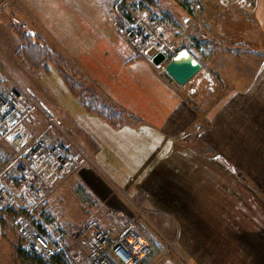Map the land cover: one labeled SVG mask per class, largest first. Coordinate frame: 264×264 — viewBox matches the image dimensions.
Listing matches in <instances>:
<instances>
[{
    "label": "rangeland",
    "instance_id": "rangeland-1",
    "mask_svg": "<svg viewBox=\"0 0 264 264\" xmlns=\"http://www.w3.org/2000/svg\"><path fill=\"white\" fill-rule=\"evenodd\" d=\"M95 2L106 11L109 26L118 33L121 41L117 51L112 48L102 49V59L109 73L113 74L114 68L118 72L143 60L152 66L155 73L172 81L169 80L165 66L181 50H187L201 63V71L185 86H180L188 104L197 114L192 128L187 136H183L182 141L204 148L207 155H216L214 146L203 139L204 132H212L213 129L210 119L213 107L224 103L230 95L234 99L245 100L247 81H253V75L264 64V46L261 44V47L255 48L245 43L246 21L251 19L254 8L243 9L233 0L226 3L223 0ZM22 3V0H0V87L5 93L23 91L36 104L37 110L30 123L32 133L35 136L43 133L49 126L47 116L50 115L55 123V129L50 131L52 138L57 143L71 140L79 148L70 135L75 130L72 121L79 105L113 128L142 124L132 112L113 103L88 74L84 65L58 48L44 34L43 27L36 19L21 15L19 8ZM140 18L147 29L157 35V41L154 39L152 43H157L166 56L160 66L152 63L145 52L138 51L126 36L128 23ZM259 33L264 38V33ZM34 57L38 58L34 60ZM69 80L76 87L75 92ZM89 107L112 108L118 112L115 111L114 116L121 115V119L116 124L109 122ZM231 123L233 132L237 134L246 135L247 129L248 132L256 129L252 119L246 123L245 118L244 121H235L233 118L229 125ZM18 155L12 145L1 144L0 172ZM88 160L90 163L85 166L91 169L77 170L54 186L42 200L27 197L20 181L7 175V182L24 198L31 210L0 211V264H32L23 256L22 251L36 253L31 249L28 239V234L34 229H47L54 239L60 240L69 252L73 262L68 260L70 264H87V253L78 238L81 227L91 220L100 221L115 230L136 223L140 234L153 249L146 264H152L162 257L170 256L174 259L177 256L175 239L177 234L180 235L179 226L166 222L167 218L157 212L153 214L155 217H149L146 209L144 212L139 207V202L125 192L109 171H104L89 157ZM233 169L240 178L254 185L260 192L258 182L255 183L241 167L234 166ZM237 259L233 251V264L239 263Z\"/></svg>",
    "mask_w": 264,
    "mask_h": 264
},
{
    "label": "crops",
    "instance_id": "crops-1",
    "mask_svg": "<svg viewBox=\"0 0 264 264\" xmlns=\"http://www.w3.org/2000/svg\"><path fill=\"white\" fill-rule=\"evenodd\" d=\"M22 2L21 15L36 19L58 48L84 65L113 103L142 123L113 128L79 105L70 135L149 217L157 212L179 226L177 256L152 264H233V251L239 259L235 264H264V64L247 81L245 100L230 95L228 102L213 107V129L203 139L217 154L207 155L204 148L182 141L197 114L169 75L172 81L143 60L118 72L114 68L113 74L107 71L102 49L117 51L121 41L95 0ZM252 13L245 43L259 48L264 46L259 33H264V0H255ZM233 118H245L246 123L252 119L255 131L234 133L229 125ZM231 164L258 182L260 192Z\"/></svg>",
    "mask_w": 264,
    "mask_h": 264
},
{
    "label": "built area",
    "instance_id": "built-area-1",
    "mask_svg": "<svg viewBox=\"0 0 264 264\" xmlns=\"http://www.w3.org/2000/svg\"><path fill=\"white\" fill-rule=\"evenodd\" d=\"M225 3L228 0H223ZM243 9L255 8V0H233ZM126 36L132 45L147 53L157 43V35L148 30L142 18L129 22ZM162 52V51H161ZM37 106L23 91L3 92L0 87V142H7L19 153L9 166L0 172V211H30L27 202L17 194L7 177H16L27 197L42 200L54 186L89 164L88 157L71 140L57 143L50 131L55 129L51 116L48 128L39 135L30 129ZM8 175V176H7ZM30 247L46 260L58 253L70 259L64 244L51 236L50 231L34 229L28 234ZM79 242L88 253L87 264H142L150 253L151 245L140 234L136 223L115 230L100 221L91 220L80 229Z\"/></svg>",
    "mask_w": 264,
    "mask_h": 264
},
{
    "label": "water",
    "instance_id": "water-1",
    "mask_svg": "<svg viewBox=\"0 0 264 264\" xmlns=\"http://www.w3.org/2000/svg\"><path fill=\"white\" fill-rule=\"evenodd\" d=\"M146 55L156 66L166 60L165 54L155 46L150 47ZM201 69V63L190 52L177 54L165 66L166 73L180 86L186 85Z\"/></svg>",
    "mask_w": 264,
    "mask_h": 264
},
{
    "label": "trees",
    "instance_id": "trees-1",
    "mask_svg": "<svg viewBox=\"0 0 264 264\" xmlns=\"http://www.w3.org/2000/svg\"><path fill=\"white\" fill-rule=\"evenodd\" d=\"M40 48H43V46H41ZM28 49H32L33 50V48H30V47H28ZM37 58L38 57H34V60H36ZM61 71H63L62 68H61ZM63 73L66 76L64 71H63ZM70 83H71V85L70 84L69 85H70L72 91L75 92L76 91V87L73 86V83L71 81H70ZM89 109H91V107H89ZM91 110H92V112L94 111V112L98 113L102 118L108 120L109 122L115 123V124L118 123L120 121V119H121V115H115L114 116V113H115L116 110H114L112 108H109V107H103V109L102 108L98 109L96 107V108L91 109ZM116 113H118V112L116 111ZM152 251H153V249H151L150 253L144 258L142 263L146 264L148 258L152 254ZM22 254L27 260L31 261L32 264H35V263L36 264H70L69 261H68V258L63 253H58L52 260H46V259H44L43 257H41L40 255H38L36 253L26 252L25 250L22 251Z\"/></svg>",
    "mask_w": 264,
    "mask_h": 264
},
{
    "label": "bare ground",
    "instance_id": "bare-ground-1",
    "mask_svg": "<svg viewBox=\"0 0 264 264\" xmlns=\"http://www.w3.org/2000/svg\"><path fill=\"white\" fill-rule=\"evenodd\" d=\"M180 53L185 54V53H188V51L187 50H181L178 54H180Z\"/></svg>",
    "mask_w": 264,
    "mask_h": 264
}]
</instances>
